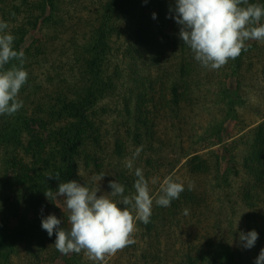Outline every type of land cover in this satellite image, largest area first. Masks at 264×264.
<instances>
[{
    "label": "trees",
    "instance_id": "1",
    "mask_svg": "<svg viewBox=\"0 0 264 264\" xmlns=\"http://www.w3.org/2000/svg\"><path fill=\"white\" fill-rule=\"evenodd\" d=\"M103 1L98 12L100 23L90 44L79 47L78 54L86 58L85 63L79 64L82 77L76 74L79 80L71 78L68 82L75 86L78 82L84 83L80 102L68 106L64 104L69 100L68 95L64 94L63 99H58L60 104L56 105V92L42 98L44 84L37 79L33 82L37 86L30 93V106L35 105L45 114L47 111L57 114L43 127L47 129L51 143L55 140L51 138L53 129L58 131L51 153L46 151L45 140L42 145L26 146L27 133H31L26 124L28 108L22 107L11 117L0 116L4 126L0 140L9 155L11 151L17 158L14 152L17 151L25 153L20 158H31L24 165L16 166L9 162L6 154L0 162V167L5 170L13 165L7 184L18 186L12 188L16 190L13 195L6 197L0 192V264H13L12 258L32 243L39 250L46 241L55 238V234L49 237L42 229L41 219H28L25 210L28 206L36 209L41 198L46 197L44 191L55 192L60 182L76 180L79 166L85 171L93 168L95 174H107L108 180L115 179L124 184L126 194H129L133 191L136 167L142 168L150 181L152 170L161 175L158 171L163 165L167 167L165 177L171 175L182 182L185 191L169 207L153 205L150 223H136L133 238L138 240L121 250L122 264H255L264 248V171L245 180L239 176V166L247 171L264 166V122L235 139L234 136L226 137L221 128L238 120L239 110L248 106L247 98L238 82L235 85L232 80L220 81L214 91H209L210 95L205 93L213 86L214 76L196 63L191 53L182 57L181 53L179 56V53L171 52L170 58L178 55V61L171 68L155 66L158 70H152L154 66L151 65L162 55L155 49L157 45H162L163 52L168 48L186 49L179 39V26L172 18L174 13L170 11L175 0ZM249 2L264 4V0ZM48 3H52L51 0H46L45 4ZM0 9L4 11L3 7ZM247 44L248 51L242 50L239 57L222 67L228 71V77L238 79L244 70L248 76L253 66L251 58L264 55V43L248 41ZM137 59L143 60L140 66L135 63ZM197 68L202 69L199 74ZM56 91L60 94V89ZM204 106H212L216 111L207 117ZM61 112H67L74 119L62 128L58 123ZM201 115L206 117L203 122L199 120ZM193 142L198 148H191ZM140 146L143 150L134 160L130 172L125 167V160ZM170 147L177 154L173 162L168 157H164L167 163L159 161L162 151ZM235 151L237 155H245L244 161H235ZM240 163L242 165H238ZM49 173H59L60 180L48 179ZM189 184L192 185L190 191ZM158 188L154 189L153 195ZM20 204L26 208L19 213V220L12 222V216H8L11 212L7 209L15 210ZM54 204L55 201L47 199L44 208L52 211ZM215 211L225 219V227L223 221L210 228L205 224L210 217L219 219L214 215ZM232 215L243 220L242 232L255 230L258 233L252 248L245 249L239 238L233 239ZM217 229L223 233L218 235ZM159 230L164 236L163 241L159 239ZM160 243L172 250L170 256H163ZM130 247L137 253L133 254ZM82 259L71 253L61 260L66 264L89 263Z\"/></svg>",
    "mask_w": 264,
    "mask_h": 264
},
{
    "label": "clouds",
    "instance_id": "2",
    "mask_svg": "<svg viewBox=\"0 0 264 264\" xmlns=\"http://www.w3.org/2000/svg\"><path fill=\"white\" fill-rule=\"evenodd\" d=\"M170 11L179 26V39L205 69L219 70L229 60H235L242 50L248 51V41L264 43V4L249 0H175ZM152 17L155 19L156 14ZM8 27L6 21L0 20V116L11 117L23 107L19 93L29 74L24 68L25 54L14 50L15 36L6 31ZM142 150L143 146L137 147L132 156L126 158L125 167L130 172ZM77 174L80 175L79 170ZM133 174V191L129 194L125 185L114 179L108 181L111 191L98 195L100 182L107 175L103 172L92 176V187L69 180L60 182L55 192L44 191L51 202L62 198L67 210L66 222L70 227H62L61 219L55 214L41 220V227L48 236L55 234V249L64 255L83 252L94 264H106V257L115 256L136 243L133 238L136 223H150L154 203L169 207L185 191L184 184L169 175L153 195L142 168L136 167ZM46 177L60 180L59 173H49ZM151 183L156 184L157 179L152 178ZM188 190H192L191 184ZM184 214H188L187 209ZM257 239L255 230L239 234V243L245 249L252 248ZM255 264H264V248Z\"/></svg>",
    "mask_w": 264,
    "mask_h": 264
},
{
    "label": "rangeland",
    "instance_id": "3",
    "mask_svg": "<svg viewBox=\"0 0 264 264\" xmlns=\"http://www.w3.org/2000/svg\"><path fill=\"white\" fill-rule=\"evenodd\" d=\"M45 2L46 0H0V8H4V11H1L0 9V20L6 21L8 23L9 27L6 31H9L15 36L14 50L23 51L26 58L24 68L28 72L29 76L27 83L21 88L19 93V98L23 101V108H28L26 114L28 116V122H26V124H28L31 130V133L28 132L27 138L25 139L26 146H29L30 144H32L33 146H36L37 144L42 145L45 140L44 143L46 144V151L49 150L48 154H50L52 151V146L56 144V134L58 135V131L53 129L51 138L55 140L51 143V139L49 138L48 134H46L47 129H43V127H45V122L54 120L57 114H54L53 111L50 113H48L47 111V113L45 114L42 113V111L39 112L38 107H36L35 105H32V107L30 106V93L34 92L37 86L36 83L34 86L33 82H36L37 79V82L40 83L41 81V84H44V86L41 85L44 87V90L41 94L42 98H46L48 95H52V91H55L56 97H58L56 98V105L60 104V101H58V99H63L62 96H64V94H67L69 99L66 100L64 104H68V106L72 107L73 105H77L80 102L79 98H82V85H84V83L80 84V82H78L77 84L79 85L75 86L70 85L68 82L71 81V78H74V81H77L79 80V77H82L79 69V64L85 63L86 58L84 55L78 54V52H80L79 47L85 48L88 43L90 44L91 36L100 23V20H98V12L105 1L51 0L52 3H48V5L45 4ZM155 49L158 50V52L162 53V57L160 56V60L158 61L159 63L157 62L158 64L154 63L153 65H151L154 66V69H152L153 71H157L158 68L165 66L166 69H169L173 64L176 63V61H178L177 57L178 55L180 56V53L182 57L188 56V54L191 53L187 46L184 51H178L176 49L168 48L167 52H163L164 49L162 45H157ZM171 52L179 54L177 55V57L170 58ZM251 60L253 61V66L249 75L245 76L246 71L244 70L238 79H236L235 77H228V71L223 70L222 67L219 70H208V72L214 76L212 80L213 86L207 89L205 93H209L208 95H210L209 91H214L216 87L215 85H217L220 81L223 82L232 80V82H235V85H237L238 82L243 96L247 98L248 101V106L239 110L238 120H234L231 124H227L225 127L221 128L222 133L226 134V137L230 136L232 138L234 136L235 139L246 133L249 129H251V127L255 126L256 124L264 122V55H261L257 59L251 58ZM142 61V59H137L135 63L140 66V63ZM195 62L198 63L197 61ZM13 63L17 62L13 61ZM155 66H157L158 68ZM152 70L150 71L153 73ZM201 70L202 69L197 68L196 72H198L199 74ZM76 74L79 76L78 78ZM178 85L181 86L180 83H178ZM57 89H60V94L58 91H56ZM171 96L173 97L172 93ZM203 109L206 112L204 114L205 116L209 115L210 112L216 111V109L212 106H204ZM204 115H201V118L199 117V120L202 122L205 121L206 118ZM59 117L60 121H58V123L61 128L74 121L72 116L70 117V114H68L67 112H61V115ZM195 121L196 120H194V122ZM3 128V124L0 123V132ZM167 137H169V133ZM46 138L47 141L49 139L48 143L46 141ZM4 146V142L0 140V162L1 159L3 160V157L6 154L8 155L9 162L15 164L16 166H22L26 161L31 159L29 157H27L26 159L20 158V156L25 153L17 151H14L17 156V158H15L13 155H11V151L9 155L8 149L4 148ZM191 146V148H198V146L195 147L194 142L191 144ZM213 148L215 149V147ZM206 150H208V148ZM162 154L163 155L161 156L159 161H163V163H167L168 161L164 157L172 158V161L174 160L175 155L177 156L172 147L163 150ZM235 154V161H244V154H242L243 156L237 155L236 151ZM47 160H49L48 155ZM238 165L242 164L240 163ZM12 166L13 165H9L8 170L2 169L0 167V186L3 185V188L0 189V192L2 194L4 193L6 197L16 193V190H12V188L18 187L14 184H7L9 178H11L10 175L12 171L9 170ZM166 169L167 167L165 165L161 167V169L158 171V173L160 172L161 175H157V173L152 170L153 176L150 179H157L156 184H152L151 180L149 181V187L152 192H154V189L158 187L159 184L163 181V178L166 176ZM78 170L80 172V175L76 173V180L79 183L85 184L89 187H92L90 186V184L94 186L92 182V176L96 175L94 169L88 168L85 171L81 166H79ZM262 171H264L263 165H260L255 170L251 169L250 171H247L246 169H244V167L239 166V176L241 178H244L245 180L258 175L259 172ZM108 174L110 173L108 172ZM108 181V177L105 175L104 179L100 182V192L98 193V195L111 191V189L108 187ZM236 181V184H239L238 180ZM158 190L159 188L155 190V194L158 192ZM46 201V197H42L36 209L28 206L25 210L27 218L38 221L40 219L42 220V218L44 217H47L49 214H55L57 218L61 219L62 225L70 227L66 222L67 210L64 209L63 199L60 198L55 201L52 211L50 208H44ZM56 204L60 205V207L64 210L62 211V209L60 207H57ZM153 205H155V203ZM213 205L216 206L217 203ZM24 208L26 207L20 204L19 207L15 210L11 208L7 209L11 212V214H9L8 216L9 218L10 216H12V222L17 220V218L19 220V213ZM212 211L213 209L211 210V212ZM214 215L219 219L216 220L214 217H210V219L205 222V224L208 225V228L214 226L216 222H219L220 225L221 222L225 220L223 216L217 211H215ZM230 219H232V221L234 222L233 233L235 234V237L233 239L238 240L239 234L240 232H242L241 228L243 220L241 218L239 219L237 215H232ZM14 224L17 223L15 222ZM222 225L224 227L226 226L225 221L222 222ZM159 231L161 232L159 235V239L163 241L162 239L164 238V236L162 234V231ZM216 233L219 235L223 232H218L217 229ZM54 240L55 238H53L51 241L45 240V246L39 250H36V248L34 247V243H32L31 246L27 247L28 249H24L17 257L12 258L13 264H66L61 260L65 255L61 254L55 249L53 245ZM137 240L138 239H136V241ZM160 244L162 249H164V252L162 251L163 256H170L172 254V250L167 249V247L164 246L163 243ZM166 244L172 246V244L168 242H166ZM130 249L133 254L137 253L133 252L135 251L134 247H130ZM78 255L83 258L82 261L86 263L89 262L88 264H94V262L90 261L83 252ZM116 259L117 261H115ZM123 259L124 257L121 254L120 250L115 256L106 257V264H122ZM118 261L119 263H117Z\"/></svg>",
    "mask_w": 264,
    "mask_h": 264
}]
</instances>
